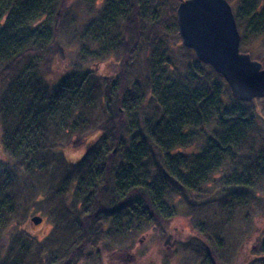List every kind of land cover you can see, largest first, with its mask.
I'll return each mask as SVG.
<instances>
[{
	"label": "trees",
	"instance_id": "1",
	"mask_svg": "<svg viewBox=\"0 0 264 264\" xmlns=\"http://www.w3.org/2000/svg\"><path fill=\"white\" fill-rule=\"evenodd\" d=\"M179 1L165 8L164 20H175ZM242 1L233 12L238 30L247 23L264 32V0ZM145 2L108 4L122 22L113 32L112 61L119 65L113 81L88 70H70L50 81L53 55L64 57L55 40L63 0H0V143L6 155L0 158V264H34L22 230L9 225L16 215L19 166L45 172L47 195L58 197L56 207L65 222L62 228L55 226L58 239L37 264H75L85 258L108 220L122 230V222L166 219L162 204L169 192L186 200L188 194L196 196L189 199L192 212L215 201L228 211L236 209V202H248L251 175L264 173L260 156L237 160L240 172L224 183L222 200L202 197L201 191L224 156L234 155L255 136L259 117L250 109L253 100L231 95L223 77L190 49L182 70L168 57L174 50L169 40L159 53L160 45L152 46L148 39L141 76L130 80L140 38L139 9ZM97 109L105 116L94 124L90 118ZM91 123L97 137L77 162L68 161L57 147L59 133ZM191 145L197 150H186ZM69 192L73 207L68 210L63 202ZM237 195H242L240 202Z\"/></svg>",
	"mask_w": 264,
	"mask_h": 264
},
{
	"label": "rangeland",
	"instance_id": "2",
	"mask_svg": "<svg viewBox=\"0 0 264 264\" xmlns=\"http://www.w3.org/2000/svg\"><path fill=\"white\" fill-rule=\"evenodd\" d=\"M145 1L139 9L140 38L134 61L129 66L130 80L141 76L148 39H151L152 46L160 45L159 50L156 48L159 53L166 40L174 42V50L169 51L168 57L182 70L186 66L184 53L188 48L181 44L180 37L171 36L172 33L179 36L178 30H174L176 19L163 18L165 8L174 5V0ZM161 1H165L166 6ZM227 1L233 12L241 9L242 0ZM109 2L63 0L64 9L55 30V40L62 48L64 57L60 60L57 54L53 55L51 68L47 72L50 81L57 80L70 70H88L100 79L105 75L102 81H113L117 77L119 65L112 61L116 54L113 32L120 28L122 22L114 16V10L109 9ZM155 25V32L152 33ZM251 27L252 24L245 23L239 28V50L249 53L264 67V32H258L256 26L252 27L254 30ZM170 42L168 45L172 47ZM252 105L251 111L259 117V129L244 146L235 150L234 155L224 154L219 170L209 175L202 187V197L222 200L227 191L224 183L233 182L231 180L240 172L235 168L238 159L257 161L259 156L264 159V97L253 99ZM104 116L97 109L90 122L95 124L94 119L99 121ZM93 123L82 130L68 129L59 133L57 147L61 148L68 161L77 162L97 137ZM196 146L191 145L186 150H197ZM4 157L6 155L0 143V158ZM7 160L13 163L12 158ZM258 172L251 175L254 182L251 191H247L248 202H240L242 195H237L235 201L240 203H234L236 209L230 211L221 210L215 201L208 203L207 207L198 206L192 212L189 199L194 200L196 196L188 194L186 200L181 194L169 192L162 204L166 219L159 222H122V230L113 229L109 220L104 222L98 243L89 245V255L75 264H264V173ZM44 173L26 171L22 166L17 168L16 181H19V185L14 193L16 215L9 222V225L18 224L19 230H22L21 236L31 246L29 250L34 264H37L39 255L49 254L50 246L56 242L54 239H58L59 231L54 229L55 226L62 228L65 223L63 214L56 207L58 197L47 195V179L41 176ZM72 196V192H69L63 202L68 210L73 207ZM33 215L40 216L41 223L34 225L30 221Z\"/></svg>",
	"mask_w": 264,
	"mask_h": 264
},
{
	"label": "water",
	"instance_id": "3",
	"mask_svg": "<svg viewBox=\"0 0 264 264\" xmlns=\"http://www.w3.org/2000/svg\"><path fill=\"white\" fill-rule=\"evenodd\" d=\"M175 19L181 44L225 80L239 100L264 97V67L239 50L240 34L227 0H180ZM41 217L33 215L34 225Z\"/></svg>",
	"mask_w": 264,
	"mask_h": 264
}]
</instances>
